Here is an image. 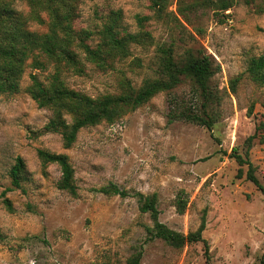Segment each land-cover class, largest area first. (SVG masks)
Segmentation results:
<instances>
[{
    "label": "rangeland",
    "instance_id": "1",
    "mask_svg": "<svg viewBox=\"0 0 264 264\" xmlns=\"http://www.w3.org/2000/svg\"><path fill=\"white\" fill-rule=\"evenodd\" d=\"M219 1L169 0L161 16L149 0L76 1L73 26L95 32L89 44L96 45V32L117 11L122 32L149 31L153 41L132 44L130 55L110 60L107 69L79 48L83 70L64 68L61 74L69 89L95 99L131 93L154 75L159 45L173 46L177 60L192 49L221 66L212 80L222 97L213 106L219 117L212 130L171 121L175 101L197 110L193 86L185 81L113 122L82 128L66 148L60 132L45 130L54 110L40 107L27 91L31 74L46 79L51 67L29 66L21 92L0 95V264H128L139 247L141 264H207L203 242L175 248L147 239L153 220L141 211L138 193H156L160 221L184 234L198 228L207 210L203 235L213 264H262L264 193L247 178L249 164L240 166L231 155L234 149L244 155L247 139L256 134L249 158L264 185V84L248 71L250 60L264 55V0H232L225 11ZM15 6L31 12L28 0H16ZM39 15L44 22L30 19L29 28L45 32L49 16ZM145 16L141 25L138 17ZM64 117L72 122L70 114ZM39 150L68 156L76 195L59 187L60 165L43 163ZM19 157L25 166L21 186L15 187L11 171ZM110 184L128 195L103 193ZM181 190L190 198L183 214L175 206Z\"/></svg>",
    "mask_w": 264,
    "mask_h": 264
},
{
    "label": "trees",
    "instance_id": "2",
    "mask_svg": "<svg viewBox=\"0 0 264 264\" xmlns=\"http://www.w3.org/2000/svg\"><path fill=\"white\" fill-rule=\"evenodd\" d=\"M76 1L28 0L31 12L25 14L15 6L16 0H0V95L21 92V81L29 66L47 71L51 67L46 79H42L38 73H32V83L27 91L40 107H49L54 110V117L45 126V130L60 132L63 135L65 147L70 148L76 142L82 128L96 125L104 120L113 122L126 111L147 103L158 93L172 91L181 83L190 81L193 86L192 103L197 110L184 101H175L173 110L170 112L171 121L185 120L206 126L210 130L213 129L219 117V113L213 111V106L220 105L222 97L218 94L217 88L212 85V80L221 66L215 64V59L211 55L201 52L195 54L192 49L186 50L180 60H177L173 46L159 45L156 50L157 68L154 75L147 77L143 86L132 89L131 93L95 99L69 89L61 78V74L64 68L83 70L78 59L79 48L89 61L100 68L107 69L110 60L130 55L132 44L147 46L153 41L149 31L122 32L121 11H117L96 32L99 36L96 45L89 44L87 40L92 38L95 32L88 29L78 31L73 26ZM149 1L151 8L159 16L169 4V0ZM219 2L220 9L224 11L233 5L232 0ZM40 11H45L49 16L45 32L31 30L28 24L30 19L44 22L39 15ZM148 19L147 16L138 17L141 25ZM30 60L31 63H29ZM248 71L256 83L264 84V55L253 57ZM65 113L72 116V122L67 121L64 117ZM255 138L256 134L247 139L248 147L244 155L234 149L231 156L237 159L240 166L249 164L247 178L264 193V185L256 176L255 167L249 158L250 148ZM39 156L45 164L60 165L62 179L59 187L76 195L75 172L68 156L46 150H39ZM24 166L23 159L19 157L11 171L12 183L15 187L21 186ZM242 172L240 169L239 177L242 176ZM101 191L107 195L122 197L128 195L127 191L116 184L103 187ZM138 196L141 211L149 213L153 220V226L147 227L148 240L159 238L175 248H182L187 243L203 242L207 264H213L209 243L203 235L207 226V210H204L198 228L184 234L160 221L161 211L156 193L148 196L138 193ZM189 199V194L184 190L178 193L175 201L178 213H185ZM6 203L10 208L9 200H6ZM143 256L144 249L139 247L128 259V264H141ZM261 262L264 264V256Z\"/></svg>",
    "mask_w": 264,
    "mask_h": 264
}]
</instances>
